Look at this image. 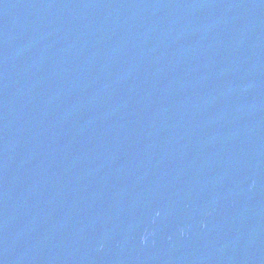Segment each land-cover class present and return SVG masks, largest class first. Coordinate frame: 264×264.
Returning a JSON list of instances; mask_svg holds the SVG:
<instances>
[{"label":"water","instance_id":"1","mask_svg":"<svg viewBox=\"0 0 264 264\" xmlns=\"http://www.w3.org/2000/svg\"><path fill=\"white\" fill-rule=\"evenodd\" d=\"M0 264H264V0H0Z\"/></svg>","mask_w":264,"mask_h":264}]
</instances>
